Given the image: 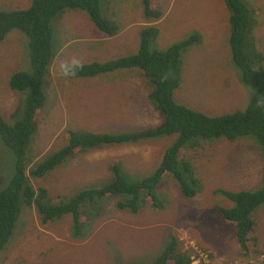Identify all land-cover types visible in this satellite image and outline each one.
I'll use <instances>...</instances> for the list:
<instances>
[{
	"label": "rangeland",
	"instance_id": "374dc122",
	"mask_svg": "<svg viewBox=\"0 0 264 264\" xmlns=\"http://www.w3.org/2000/svg\"><path fill=\"white\" fill-rule=\"evenodd\" d=\"M106 1L101 2L103 17H108ZM159 1L166 18L155 26L160 32L150 44L152 51H166L191 36H201V41L184 53L175 101L213 117L244 110L252 95L249 87L242 84L240 71L232 62L230 13L225 1ZM243 1L255 11L254 21L248 28V39L255 41L257 53L264 56V0ZM30 5L31 0H0V9L5 11L23 10ZM64 34L60 31V35L56 33L54 37L55 56H76L84 64H90L117 60L132 53L119 39L98 40L94 32L86 30L84 20H78L76 24V40L65 39ZM88 39L96 47H105L111 52L107 56H81L74 52ZM18 72L32 73V64L27 37L14 30L0 43V115L11 126L23 119L26 105L23 100L29 93L11 89L10 80ZM123 72L116 71L100 79L124 80ZM47 82L48 92L46 83L43 86V92L49 93L47 104L41 114L39 131L32 137L26 155L29 171L40 159L54 155L67 145L68 130L94 134L132 132L155 127L163 120L158 111L144 120L132 122L73 120L71 115V119L66 120L60 101H68L73 92L84 90L70 89L68 84L74 82L73 79L65 83L57 78L53 63ZM147 86L152 90L144 76L139 89L142 101ZM74 103L85 109L84 104ZM177 139L175 134L88 150L68 159L43 178L31 176L30 184L35 191L47 189L49 198H59L55 202H61L72 199L90 186L111 181L113 175L109 167L115 162L123 164L130 181L141 179L161 164L166 151ZM197 141L196 147H185L179 158L192 164L200 181V194L194 199L186 198L178 182L170 174L163 175L155 190L158 202L148 200L140 213L134 215L137 231L131 240L128 238L124 242L123 234L119 232L114 236L113 246L104 238L107 226L126 223L128 216L115 205L119 201L127 204L125 195H111L100 201L101 214L92 217L90 227L79 237L74 236L71 216L56 220L50 227H42L37 210L23 206L20 227L1 253L0 264H153L161 253L157 248L166 246L172 237L180 239L185 248L188 245L193 248L190 251L192 264H264V205L253 214L257 240L256 248L253 242L249 244V255L243 253L237 242L235 224L211 212L212 208L235 205L226 196L216 193L217 189L237 193L256 191L264 186L261 149L246 138L236 142L225 138ZM17 162L16 155L0 140V190L15 176ZM255 164L260 166L257 168Z\"/></svg>",
	"mask_w": 264,
	"mask_h": 264
},
{
	"label": "trees",
	"instance_id": "16d2710c",
	"mask_svg": "<svg viewBox=\"0 0 264 264\" xmlns=\"http://www.w3.org/2000/svg\"><path fill=\"white\" fill-rule=\"evenodd\" d=\"M103 0H31V5L23 10L5 11L0 9V43L14 30L21 31L28 39V49L32 64V73L18 72L10 80L12 90L29 91L23 100L25 115L15 125H9L0 115V140L12 151L18 162L15 176L9 185L0 190V256L14 239L20 227L22 207L35 208L41 218L42 227H50L56 220L71 216L75 237L83 235L85 227L92 217H99L102 206L99 202L109 195H125V203L117 202L120 210L139 214L148 200L158 202L155 190L165 174H170L179 184L181 193L188 199L196 198L201 192L200 181L194 168L187 160L179 158L187 146L196 147L198 139H221L236 142L241 138L253 140L264 155V107H257V96L264 97V56L257 53L255 41L248 39V28L254 21L255 11L243 0H224L230 13V47L232 62L240 71L241 82L254 90L247 107L242 111L209 116L200 111L177 103L175 92L180 87L179 74L183 69L184 53L201 41L200 35H194L166 51H152L150 44L159 35V29L150 26L140 32V44L137 53L128 57L105 63L84 65L77 77L94 78L120 70L138 69L144 73L152 86L150 101L163 120L152 128L132 132H107L94 134L68 130L67 145L47 158H42L31 171L28 170L26 155L32 137L40 127L41 114L47 104L48 78L55 56L54 23L68 11L84 12L103 34L115 35L119 26L112 21L109 1L103 17ZM144 17L158 21L164 16L159 0H142ZM178 135L177 141L170 147L161 164L147 177L130 181L122 164L115 162L109 167L112 180L103 185H94L81 191L69 200L61 202L49 198V191L41 188L35 191L30 177L43 178L68 159L88 150L97 148L134 144L164 136ZM234 202V207L212 208L211 212L236 226L237 242L244 254L249 255V244L256 248L254 212L264 205V186L256 191L237 193L217 189ZM20 221V224H19ZM19 224V226H18ZM192 245V244H190ZM193 248L181 245L174 238L153 264H192Z\"/></svg>",
	"mask_w": 264,
	"mask_h": 264
},
{
	"label": "crops",
	"instance_id": "0c3cea01",
	"mask_svg": "<svg viewBox=\"0 0 264 264\" xmlns=\"http://www.w3.org/2000/svg\"><path fill=\"white\" fill-rule=\"evenodd\" d=\"M108 4L112 9L109 11L112 21L120 28L117 34L110 36L101 33L84 12L72 10L68 11L57 20L54 25L55 35L56 33L60 35V31H62L65 32V39L69 38V40H76L78 37L76 34V24H78V20H84L86 23V30L94 32L101 42H107L108 39H119L123 41L125 45L132 50V53L124 55L128 57L138 52L140 44L139 36L142 29L149 26H157L166 18L164 16L162 19L148 24L147 19L144 17L142 0H111ZM91 41V39H88L87 42L75 48L74 52L81 56H89L92 54L107 56L111 52L105 47H96ZM123 71L124 75H126V79L124 80L100 79L101 77H108L107 75L116 72L83 81L73 79L74 82L68 84L69 88L73 90L81 89L84 91L73 92L68 101H60L61 112L66 115L65 119H71V115L73 120L132 122L144 120L149 114L156 113L157 110L150 101V94L152 92L150 87L147 86L143 101L139 96V89H141L142 79L145 76L144 73L138 69ZM74 102L84 104L82 107L85 109L75 106ZM255 165L257 168L260 166V164ZM125 171L127 170L125 169ZM122 211L128 216L126 223L121 222L124 224L109 225L105 228L106 234L104 238L113 246L116 233L121 232L125 242L128 238L131 240L134 233L137 231L134 218L135 214H132L128 210ZM173 239L174 237L171 238L168 244L172 242ZM166 246H160L157 250H160L162 253L166 249ZM228 261H230V259Z\"/></svg>",
	"mask_w": 264,
	"mask_h": 264
},
{
	"label": "clouds",
	"instance_id": "9594fccd",
	"mask_svg": "<svg viewBox=\"0 0 264 264\" xmlns=\"http://www.w3.org/2000/svg\"><path fill=\"white\" fill-rule=\"evenodd\" d=\"M93 63H95V62H93ZM84 65H87V64H84L82 59H80L76 56H72L70 58H65V57H62L60 55H56L53 57V71H54L55 75L57 76V78L64 80L65 83H68L71 79L77 77L78 73L83 70ZM108 74H110V73H108ZM103 75H105V74H103ZM249 90H250L251 95L255 94L254 91L250 87H249ZM256 106L257 107H264V97L257 96ZM109 196H111V195H109ZM109 196H107V197H109ZM115 205L117 207V203Z\"/></svg>",
	"mask_w": 264,
	"mask_h": 264
},
{
	"label": "flooded vegetation",
	"instance_id": "af4514ba",
	"mask_svg": "<svg viewBox=\"0 0 264 264\" xmlns=\"http://www.w3.org/2000/svg\"><path fill=\"white\" fill-rule=\"evenodd\" d=\"M88 227H90V224H88V225L85 227V229H84V233L86 232V230H87ZM84 233H83V234H84ZM80 236H82V234H81Z\"/></svg>",
	"mask_w": 264,
	"mask_h": 264
}]
</instances>
